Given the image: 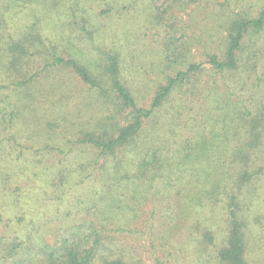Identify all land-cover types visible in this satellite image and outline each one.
I'll return each instance as SVG.
<instances>
[{
	"label": "trees",
	"instance_id": "trees-1",
	"mask_svg": "<svg viewBox=\"0 0 264 264\" xmlns=\"http://www.w3.org/2000/svg\"><path fill=\"white\" fill-rule=\"evenodd\" d=\"M83 1L0 0V121H12L25 109L46 116L44 121L50 127H60L59 122L65 120L64 131L78 136L75 143L98 152L76 167H59L54 185L59 190L71 183L68 190L73 191L72 186H85L91 177L92 182L95 176L99 182L93 199L84 205L79 195L74 196L75 205L82 208L50 243L35 242L29 234L25 239L7 240L0 246L5 251L0 264H143L127 243L135 231L131 222L139 215L136 203H142L159 185L169 193L174 183L179 185L175 195L182 197L186 210L181 224L186 223L199 258L209 245L213 264H264V98L260 96L264 87V0H257L255 14L251 13L254 2L248 10L243 9V0L227 3L231 8L216 51L207 52L204 63H188L184 70L169 75L157 86L149 107L138 104L121 77L117 50L106 53L99 68H93L72 53L62 55L57 42L64 36L62 30L56 35L46 32L42 18L55 15L58 8L63 10L57 18L68 15L72 27L76 17H88ZM26 6L33 7L35 16L28 22L23 19ZM79 28L87 30L84 24ZM165 48V57L174 54ZM62 67H70L110 102V114L90 126L67 125L70 115L62 103L52 100L43 106L46 99L39 100L43 95L37 85L43 81L51 85ZM207 71L210 77L202 89L201 75ZM174 92L190 97L186 100L195 104L197 112L189 119L193 124L186 123L192 136L180 140L172 150L166 145L174 129L168 126L164 135L159 134L155 115L174 98ZM200 92H205L202 99L191 98ZM126 111L128 121L119 124L115 116ZM54 115L57 118L51 117ZM13 141L17 142L15 137ZM152 141L160 147L153 148ZM163 141L166 156L161 151ZM68 159L64 154L66 165ZM56 164L62 166V160ZM146 181L151 182L147 191ZM167 198L175 207L176 196ZM173 215L165 219L173 222Z\"/></svg>",
	"mask_w": 264,
	"mask_h": 264
},
{
	"label": "rangeland",
	"instance_id": "rangeland-1",
	"mask_svg": "<svg viewBox=\"0 0 264 264\" xmlns=\"http://www.w3.org/2000/svg\"><path fill=\"white\" fill-rule=\"evenodd\" d=\"M171 1L155 0L154 4V0H84L88 17L73 19L77 23L74 27L68 15L59 14L61 16L57 18L63 8L50 15L53 19L42 18V25L47 33L53 35L59 30L64 32V36L57 39L64 57H67V52L72 53L93 68H99L106 53L117 50L121 77L127 81L138 104L149 107L157 86L165 83L169 75L184 70L188 63H204L206 53L216 51L225 34V22L231 8L227 3L233 4L235 0H185L173 4ZM252 2L254 9L251 13L255 14L259 7L257 0H243V9L248 10ZM32 8L26 6L23 11L26 22L35 18ZM80 24H84L88 31L81 30ZM166 46L174 53L172 56H164ZM55 77L51 85L46 81L37 85L40 88L38 92L43 95L38 98L46 99L43 106L52 100L62 103L63 110L71 116H66L67 125L73 122L78 126V123L89 125L110 114V102L99 97L70 67L57 69ZM209 77V71L201 75L202 89L206 88ZM219 89L222 91L221 87ZM249 91L251 88L248 87ZM203 94L205 92H200L191 98L202 99ZM260 96L264 98V87L260 89ZM188 98L183 92L175 93L174 98L165 102L160 113L155 115L159 134L164 135L168 126L174 129L169 143H161L165 156V145L173 150L180 140L192 136L186 123L193 124L189 119L197 111L195 104L186 100ZM50 107L46 110L48 113ZM198 107L203 106L200 104ZM51 117L57 118L55 115ZM115 117L119 124H124L129 114L128 111L121 112ZM46 118L25 109L12 121L8 118L0 121V246L17 237L25 239L27 234L40 244L50 243L58 229L71 223L78 215L77 211L93 199L94 188L99 184L95 176V182L91 177L85 181V186H72L73 191L68 190L71 183H65L57 190L54 183L58 170L92 160L98 151L83 149L81 144L75 143L78 136L64 131L65 120L59 122L60 127H50L44 121ZM159 144L152 141L153 148L160 147ZM64 154L69 157L67 165L63 162ZM59 160H62V166H57ZM149 184L151 182H145L146 191ZM178 186L174 183L166 193L159 185L142 203H136L139 215L131 222L135 231L128 236L127 243L132 255L139 257L143 264H198L201 258L203 264H213L212 246L208 245L199 258L186 223L181 224V216L186 210L182 197L175 195ZM76 195L83 205H75ZM169 195L176 196L175 207L167 201ZM170 213L174 214L173 222L165 219ZM3 252L0 249V257Z\"/></svg>",
	"mask_w": 264,
	"mask_h": 264
}]
</instances>
